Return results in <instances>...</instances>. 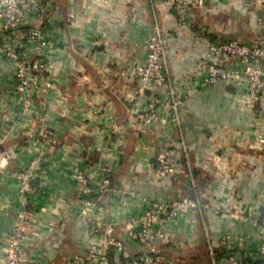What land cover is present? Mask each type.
Wrapping results in <instances>:
<instances>
[{"label":"crops","instance_id":"obj_1","mask_svg":"<svg viewBox=\"0 0 264 264\" xmlns=\"http://www.w3.org/2000/svg\"><path fill=\"white\" fill-rule=\"evenodd\" d=\"M43 2L41 48L49 87L29 95L28 102L16 88L11 60L0 53V152L10 148L9 159L0 154V235L11 231L18 213L26 211V264H66L84 255L93 239L92 224L80 212L75 173L109 174L112 190L89 215L98 214L116 227L144 209L142 197L167 199L176 188L189 190L195 179L197 193L208 202L204 214L183 213L179 229L164 225L168 237L156 241L154 248L167 254L166 264H225L218 238L230 231L232 249L242 258H252L256 231L249 221L229 215L224 199L236 194L264 215V146H248L257 132L264 134V103L256 115L245 104V89L221 79L204 90L185 93L180 130L142 125L132 110H139L151 92L135 95L140 82L133 68L143 60L152 24H158L167 76L184 90L209 41L226 37L254 43L260 34L257 19L264 21V5L253 9L241 0L208 1L180 25L171 7L158 0ZM20 48L29 55L42 51L36 41L22 42ZM256 64L264 71V59ZM180 136L186 150L174 149L173 160L181 185L149 176L157 146ZM35 141L44 149L43 163L33 181L34 193L22 203L13 175L27 163ZM214 154L228 163L232 175L216 174L219 163L211 160ZM130 191L137 195L130 196ZM129 245L132 255L144 252L137 243ZM2 246L0 240V258ZM109 257L111 264H134L114 249Z\"/></svg>","mask_w":264,"mask_h":264},{"label":"built area","instance_id":"obj_2","mask_svg":"<svg viewBox=\"0 0 264 264\" xmlns=\"http://www.w3.org/2000/svg\"><path fill=\"white\" fill-rule=\"evenodd\" d=\"M161 4H168L176 14L177 22L185 25L188 17L196 6L205 5L213 0H158ZM230 4L239 0H225ZM245 6L259 9L264 0H241ZM46 5L43 0H0V53L9 58L14 66L16 88L25 95L29 102V95L45 90L50 85V79L44 77L47 69L44 50V19ZM259 37L253 44L241 42L236 38L221 37L209 41L203 55L197 60L193 79L184 90L178 89L166 73L165 44L162 30L153 23L145 45L143 60L134 65V71L140 82L135 89V95H148L144 105L133 109L138 121L142 125L152 123L171 125L180 130L181 118L179 114L182 97L195 91L208 88L218 80H228L245 89V104L253 113L259 114L264 103V71L257 61L264 59V21L257 19ZM36 41L42 49L38 55H29L20 48L22 42ZM160 92L155 93L154 89ZM181 132V131H180ZM32 153L27 163L22 166L14 177L17 179L19 199L22 203L29 200L35 191L34 179L43 163L44 149L41 143L35 141ZM253 149L264 146V134L259 131L255 139L248 142ZM180 147L186 150V141L180 136L178 140L170 139L157 146L153 166L148 175L154 179L166 180L170 185L180 184L179 169L173 160V151ZM5 159L10 158V148L0 152ZM210 159V158H209ZM213 163L218 162L216 174L222 177L232 175L229 165L219 154L211 157ZM188 173H191L188 171ZM77 189L81 196V214L86 216L92 226L89 233L93 239L89 241L84 255H75L66 261V264H111L109 250L114 249L130 259L134 264H166L167 254L157 250L153 244L168 237L163 226L168 225L179 229L180 218L187 211H194L197 217H202L208 202L202 200L197 193L196 180L191 183L190 189L183 191L176 188L167 199L142 197L144 209L130 217L122 226L116 227L110 221H102L89 213L93 207L100 206L112 190V179L108 173L96 176L92 173H75ZM181 185V184H180ZM130 196L137 195L130 191ZM229 209L228 214L244 221H249L258 236V243L252 251V257L261 260L264 264V215L261 208H251L244 204V200L236 194H229L224 199ZM19 221L11 231L0 235L3 242L0 264H26L29 255L28 248V212L18 213ZM2 234V233H1ZM95 234V235H94ZM95 236V237H94ZM233 232H224L218 238V246L225 249V264H245L232 249ZM137 243L144 252L131 254L129 243Z\"/></svg>","mask_w":264,"mask_h":264},{"label":"trees","instance_id":"obj_3","mask_svg":"<svg viewBox=\"0 0 264 264\" xmlns=\"http://www.w3.org/2000/svg\"><path fill=\"white\" fill-rule=\"evenodd\" d=\"M222 250H223V253H226V250L225 249H222ZM242 260L244 261L245 264H262L261 260L256 259L254 257H252V258H250V257H243Z\"/></svg>","mask_w":264,"mask_h":264}]
</instances>
